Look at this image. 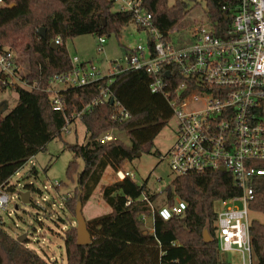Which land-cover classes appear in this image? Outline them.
<instances>
[{
  "label": "trees",
  "instance_id": "trees-1",
  "mask_svg": "<svg viewBox=\"0 0 264 264\" xmlns=\"http://www.w3.org/2000/svg\"><path fill=\"white\" fill-rule=\"evenodd\" d=\"M190 1H203L204 13L217 34L229 26L233 11L224 12L222 7L233 6L234 0H142V5L152 15L154 28L165 34L188 15ZM113 7V0H0V48L13 52L19 64L22 60L18 54L25 56L24 79L39 88L28 91L0 84L1 91L14 90L18 98L16 107L0 118V189L7 187L30 158L60 137L66 117L79 112L106 87L128 118L112 121L114 107L109 103L91 107L82 115L80 122L88 141L67 145V149L82 160L83 168L77 172L75 160L67 165L68 180L77 188L73 197L64 200V207L74 214L76 202L83 206L90 200L107 168L114 173L122 171L137 153H151L154 139L172 118V110L162 94L150 92L152 79L144 71L118 74L110 85L104 78L67 90L63 93V113L52 110L43 92L51 77L71 70L66 40L84 35L118 37L132 22L130 13L114 12ZM40 29L45 30V38L39 36ZM55 40L60 41L56 50L50 47ZM121 47L125 54L126 47ZM180 82L174 76L165 81L167 91ZM111 131L124 133L130 145L114 139L103 144L97 141ZM256 167L264 169V162L256 163ZM31 173L36 174L35 170ZM252 189L249 210L264 217V177L255 179ZM164 192L166 207H173L177 199L184 204L182 214L163 218L154 206L158 194L128 177L102 187L101 198L110 212L86 221L91 237L88 245L77 244L76 227L64 232L66 264H229L217 248L213 205L240 194L233 177L223 172L176 176ZM142 194L153 209L152 233L144 230L140 220L142 215L151 216L150 205L140 201ZM127 199L132 201L128 207ZM205 230L210 242L204 241ZM249 234L254 264H264V223L252 220ZM0 264L50 263L0 228Z\"/></svg>",
  "mask_w": 264,
  "mask_h": 264
},
{
  "label": "built area",
  "instance_id": "built-area-1",
  "mask_svg": "<svg viewBox=\"0 0 264 264\" xmlns=\"http://www.w3.org/2000/svg\"><path fill=\"white\" fill-rule=\"evenodd\" d=\"M113 2L116 12L132 15L137 32H146L145 44L126 47L124 67L107 62L106 75L90 63H79L76 57H70L71 70L51 77L43 90L52 110L64 112L63 93L69 89L86 87L104 78L110 85L118 74L144 71L152 79L150 92L165 97L175 123V141L162 159L168 160L175 177L220 169L233 177L240 194L218 201L221 210L214 222L217 248L221 255L237 254L241 264H254L249 204L253 200L252 182L264 177V169L256 167V163L264 162V0H234L233 6H223L224 12L233 13L221 34L208 19L191 33L180 34L172 29L163 34L154 28L152 15L145 10L142 0ZM54 44L59 46L60 41L55 40ZM104 44V37L98 38L97 52H103ZM23 73L14 53L0 48V84L39 90L35 82L29 84L24 79ZM173 76L181 82L169 92L165 81ZM111 98L107 87L101 89L79 112L66 117L60 132H69L72 123L81 121L91 107L109 103ZM111 106L112 121L128 118L119 103L113 101ZM109 133L97 141L103 144L113 140ZM115 176L119 180L134 178L132 173L123 171ZM140 201L150 205L145 194ZM7 204L8 196L1 190L0 212L6 211ZM131 204L127 199L125 206ZM150 208L151 216L142 215L140 220L143 227L149 222L152 233L154 215L151 205ZM183 210L184 204L175 199L167 214H159L168 219Z\"/></svg>",
  "mask_w": 264,
  "mask_h": 264
},
{
  "label": "rangeland",
  "instance_id": "rangeland-1",
  "mask_svg": "<svg viewBox=\"0 0 264 264\" xmlns=\"http://www.w3.org/2000/svg\"><path fill=\"white\" fill-rule=\"evenodd\" d=\"M190 9L184 20L173 30L180 34L192 32L193 28L204 23L207 19L203 1L187 2ZM116 12V8L113 7ZM176 35H173L175 37ZM105 44L103 52H97L98 38L92 35L77 36L65 41V48L69 57H76L79 63H90L101 75H106L107 62H115L124 67V54L121 46L132 48L139 43L145 44L147 34L145 31H136L133 22L121 29L120 35L103 36ZM140 40V41H139ZM22 63L19 64L21 72L25 70V56L18 54ZM17 94L7 88L0 90V118L8 115L17 105ZM175 123L170 120L153 141L150 154H140L125 164L122 171L134 175V182L139 186L146 185L151 192L158 194L154 206L161 215L168 213L165 205V188L175 177L170 171L168 160L162 159L170 150L175 141ZM109 135L114 140H119L129 146L127 136L122 132L111 131ZM87 133L80 121L72 123L69 132H61L60 137L51 140L43 151L30 158L26 164L8 181V188L4 192L8 196V204L5 212H0V228L11 238L22 239L27 248L33 250L44 261L50 264H66V253L63 242V234L70 227H76L74 214L64 207V200L74 196L76 184H72L66 175L69 162H76L77 172L83 168L82 160L73 157L67 145H83L87 142ZM35 170L36 174L31 171ZM76 180V174H74ZM119 179L115 173L107 168L94 190L90 200L82 206V214L85 220H90L101 215L108 214L110 208L102 201L101 188ZM60 184L55 186L56 184ZM28 193L30 202L24 204L20 200V194ZM77 203V202H76ZM76 206V204H75ZM215 213H219L221 205L215 202ZM75 212V207H74ZM249 219L264 223V217L260 213L249 212ZM150 224L144 227L149 230ZM222 260L229 264H241L240 257L235 253L221 255ZM252 262L255 263L254 256Z\"/></svg>",
  "mask_w": 264,
  "mask_h": 264
},
{
  "label": "water",
  "instance_id": "water-1",
  "mask_svg": "<svg viewBox=\"0 0 264 264\" xmlns=\"http://www.w3.org/2000/svg\"><path fill=\"white\" fill-rule=\"evenodd\" d=\"M226 19H227V16H225V20ZM39 36L41 38H45V30L44 29H40ZM50 47L53 48L54 50L57 49V46L54 44V42L50 43ZM165 77L168 78L169 74L166 73ZM113 101L114 100L111 98L109 100V104L112 105ZM0 111H1V108H0ZM138 156H140V153L136 154V157H138ZM220 172H224V169H220ZM20 200L24 204L29 203L30 202L29 194L28 193L20 194ZM74 214H75L74 218H75V222H76V238H77L76 241H77V244L78 245H88L91 243V237H90V234H89L88 229H87L86 220L82 214V204L80 201H77V203H76ZM203 238H204L205 242L211 241V238L208 235L206 230L203 232ZM17 241L22 243V239H17Z\"/></svg>",
  "mask_w": 264,
  "mask_h": 264
},
{
  "label": "crops",
  "instance_id": "crops-1",
  "mask_svg": "<svg viewBox=\"0 0 264 264\" xmlns=\"http://www.w3.org/2000/svg\"><path fill=\"white\" fill-rule=\"evenodd\" d=\"M7 188V187H6ZM6 188H4V189H0V191L2 190V191H4Z\"/></svg>",
  "mask_w": 264,
  "mask_h": 264
}]
</instances>
